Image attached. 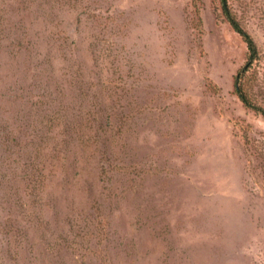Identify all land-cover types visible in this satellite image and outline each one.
Segmentation results:
<instances>
[{
	"label": "rangeland",
	"instance_id": "374dc122",
	"mask_svg": "<svg viewBox=\"0 0 264 264\" xmlns=\"http://www.w3.org/2000/svg\"><path fill=\"white\" fill-rule=\"evenodd\" d=\"M0 0V264H264V0ZM239 78V77H238Z\"/></svg>",
	"mask_w": 264,
	"mask_h": 264
},
{
	"label": "trees",
	"instance_id": "16d2710c",
	"mask_svg": "<svg viewBox=\"0 0 264 264\" xmlns=\"http://www.w3.org/2000/svg\"><path fill=\"white\" fill-rule=\"evenodd\" d=\"M221 5V14L225 18V20L229 23L231 28L237 33L242 41L245 43L249 55V60H254L257 55V47L250 37V35L239 25L236 21L235 17L232 15L230 9L228 8V1L227 0H218ZM245 70H241L244 73ZM241 72L237 75L236 81L234 83V93L242 103L243 107L248 110H252L258 114H260L264 118V108L257 106L253 102H251L250 98L248 97V93L246 91L245 86L246 83L242 81ZM239 77V78H238ZM245 85V86H244Z\"/></svg>",
	"mask_w": 264,
	"mask_h": 264
}]
</instances>
